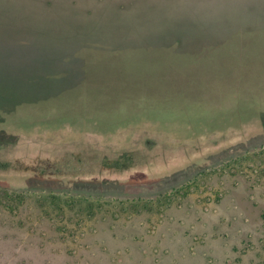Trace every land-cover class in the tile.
<instances>
[{
  "label": "rangeland",
  "instance_id": "374dc122",
  "mask_svg": "<svg viewBox=\"0 0 264 264\" xmlns=\"http://www.w3.org/2000/svg\"><path fill=\"white\" fill-rule=\"evenodd\" d=\"M0 264H264V0H0Z\"/></svg>",
  "mask_w": 264,
  "mask_h": 264
},
{
  "label": "trees",
  "instance_id": "16d2710c",
  "mask_svg": "<svg viewBox=\"0 0 264 264\" xmlns=\"http://www.w3.org/2000/svg\"><path fill=\"white\" fill-rule=\"evenodd\" d=\"M65 50H58L57 52L58 53H60V54H58L57 52H56V54L54 53V55H51V54H53V53H48V55H47V57H43V56H35L34 58L36 59V60H40V61H43V62H46L45 61V59L44 58H48V59H50V61H53L54 60V58H58V55H62V56H64V55H67L66 53H62V52H64ZM66 52V51H65ZM49 61V62H50Z\"/></svg>",
  "mask_w": 264,
  "mask_h": 264
}]
</instances>
